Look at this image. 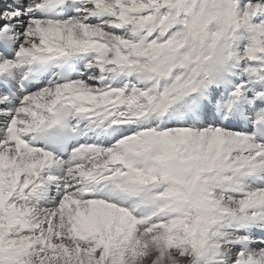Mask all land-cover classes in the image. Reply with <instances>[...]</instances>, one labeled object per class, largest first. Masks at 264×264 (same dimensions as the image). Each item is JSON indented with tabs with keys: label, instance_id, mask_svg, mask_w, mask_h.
Masks as SVG:
<instances>
[{
	"label": "snow or ice",
	"instance_id": "obj_1",
	"mask_svg": "<svg viewBox=\"0 0 264 264\" xmlns=\"http://www.w3.org/2000/svg\"><path fill=\"white\" fill-rule=\"evenodd\" d=\"M0 264H264V0H0Z\"/></svg>",
	"mask_w": 264,
	"mask_h": 264
}]
</instances>
